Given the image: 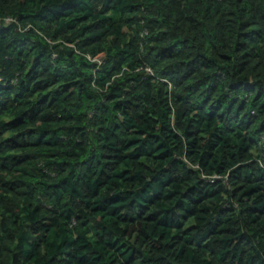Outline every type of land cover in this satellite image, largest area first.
<instances>
[{
    "label": "clouds",
    "instance_id": "obj_1",
    "mask_svg": "<svg viewBox=\"0 0 264 264\" xmlns=\"http://www.w3.org/2000/svg\"><path fill=\"white\" fill-rule=\"evenodd\" d=\"M0 264H264V0H0Z\"/></svg>",
    "mask_w": 264,
    "mask_h": 264
}]
</instances>
